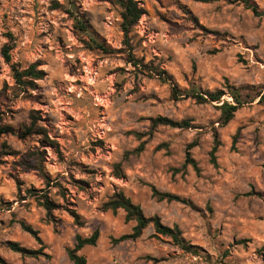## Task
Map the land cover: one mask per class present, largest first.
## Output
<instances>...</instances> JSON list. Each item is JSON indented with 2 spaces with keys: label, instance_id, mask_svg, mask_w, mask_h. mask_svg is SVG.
Here are the masks:
<instances>
[{
  "label": "rangeland",
  "instance_id": "374dc122",
  "mask_svg": "<svg viewBox=\"0 0 264 264\" xmlns=\"http://www.w3.org/2000/svg\"><path fill=\"white\" fill-rule=\"evenodd\" d=\"M138 1L146 14L131 34L133 54L137 58L155 62L183 88L191 85L188 72L195 76L203 68L213 85L217 79L223 82L215 89L205 87L207 82L201 76L199 88L203 91L225 89L227 85L252 87L254 94L264 91V69L255 72L248 69L249 63L254 68L264 66V56L260 55V41L264 37L252 36L254 42L251 44L243 39L229 44L224 34L230 28L218 19L225 12V5H242L254 15L243 3L237 0ZM17 3L18 7L13 5L8 11H3L0 6V125H10L17 131L0 136V152L5 143L11 148L0 165V258L5 264H74L68 250L75 247L76 236L82 234H75L74 243L69 246L61 243L66 233L72 232V226L86 231L87 235L83 237L100 231L97 245L86 246L80 251L88 264H113L117 256L130 258V264H264V215L259 210L260 202L264 201V165L252 164V157L244 147V143L252 146L260 140V126H251L257 125L258 118L264 115V103L255 98L222 127L221 113L216 107L219 104H197L191 99L175 102L171 100L169 84L135 69L127 63L125 53L105 55L87 48L82 41L86 36L75 29V21L68 10L85 14L93 31L111 49L125 48L121 10L110 0H17ZM228 11L230 13L231 9ZM198 41L211 45L201 51L199 64L191 54L199 50ZM5 48H12V64L19 70L36 65L38 70L44 71L43 79L36 81L35 90L23 92L18 88L12 66L3 56ZM109 65L111 67H107ZM225 67L245 69L247 79L235 76L231 77L230 83V76L222 75L220 71ZM118 75H130L132 79L120 81L116 78ZM80 76L87 79L81 80ZM98 80L101 84L111 85L113 95L122 92L130 83L128 96L138 105L163 108L167 103L180 108L194 105L196 109L204 105L219 113L215 127L208 133L211 140L208 153L191 152L195 161L203 159L206 163L197 165L198 170L188 165L190 176L186 170L181 174L177 167H166L157 170L154 177L151 168L146 173L144 164H137L136 168L129 167L127 172L121 168L123 177L118 178L117 164L108 166L110 154L117 151L116 141L114 138L110 141L103 134L96 140H88L89 147L82 159L72 158V148L79 139L76 133L80 131L72 126L80 123L85 113L77 112L72 100L65 96H75L82 85L87 87L81 91V96L95 90ZM69 83L73 86L71 92L67 89ZM104 95L98 93L96 99L103 100ZM224 99L232 101L228 96ZM98 107L102 113L111 116L114 108L111 97ZM49 108L51 111H45ZM32 110L39 112L38 124L45 126L48 139L42 134L25 139L18 136L21 129L31 123ZM156 117L145 113L141 122H147L151 128V119ZM200 118L194 110L180 117L181 121L188 120L191 128L160 126L161 140L152 150L168 155V135H183L190 143L197 141L194 148L199 149L203 125L196 126V121ZM105 126H102V133H111L106 119ZM56 129L59 131L53 135ZM215 133L221 144L216 153V165L211 159ZM127 134L133 135V130L128 129ZM156 134L154 131L151 137L143 136L142 139L147 141ZM72 137L75 139H69ZM134 138L141 140L137 135ZM110 142L112 147L106 148ZM98 154L105 161L102 168L97 166L99 160L92 163ZM124 155L127 158L129 153ZM185 158L186 151L181 154L183 165ZM236 162L251 164L250 178L255 185H247L248 194L242 200L235 196L230 198L231 212L223 206L221 211L214 212L210 207L214 197L206 194L204 185L221 190L223 183L233 180ZM221 164L226 166L221 167ZM209 175H214L221 183L213 185L212 180H206ZM136 176L148 179L141 182L135 179ZM152 186L160 192L175 194L182 201H159L153 195ZM109 187L111 193L107 191ZM29 190H44L58 204L52 218H48ZM120 191L140 205L148 217L158 215L165 225H178L182 237L186 243L195 246V251L182 250L172 238L156 234L152 225L136 240L117 242L123 235L131 234L135 225L126 222L123 210L114 213L103 208L104 203ZM22 222L35 230L37 237L25 231ZM11 242L38 251L40 255L36 258L23 256L9 248Z\"/></svg>",
  "mask_w": 264,
  "mask_h": 264
},
{
  "label": "clouds",
  "instance_id": "9594fccd",
  "mask_svg": "<svg viewBox=\"0 0 264 264\" xmlns=\"http://www.w3.org/2000/svg\"><path fill=\"white\" fill-rule=\"evenodd\" d=\"M250 2L257 8V11L261 14L258 16L252 15V13L243 8V6L232 7L230 5H225V12L219 17V22L222 24H227L230 28L228 33L224 34V38L232 43H239L242 39L245 43H253L251 37L258 36L264 37V0H250ZM13 5L18 7L17 0H0V6H2L3 11H8L10 7ZM229 9H231L229 13ZM13 10H15L13 8ZM199 50L192 51V55L196 58L197 63H201V51L206 50L211 47L206 42L198 41ZM260 55L264 56V39L260 41ZM248 60L251 58L248 57ZM25 68L27 65L24 66ZM107 67H111L110 65ZM248 69L253 72L264 69V66H258L257 68L253 67L252 63H249ZM23 71V69H20ZM185 71H188L185 68ZM222 75L231 77L240 76L241 79H247L244 75L245 69L240 68L229 69L227 67L220 69ZM189 74V83L193 85V88H198L201 84L200 77L203 76L204 80L207 82L204 84L205 87H213L215 89L216 86H220L223 84L222 81L217 79L215 81V85H213L211 77L205 74L203 68L193 75L192 72H188ZM79 76V72L77 73ZM211 75H215L212 73ZM81 80H86V77L80 76ZM117 80L120 81H131L132 77L129 75L125 76H117ZM106 79V78H105ZM256 82V81H254ZM72 85L69 83L67 85V89L69 92L72 90ZM86 85H82L80 88L76 90L75 96H65V99H71L73 102V107L77 110V112L83 111L85 113V118L78 124L73 125L72 127L79 128L80 131L76 133L79 139L75 140V144L72 148V158L74 159H82L84 155V151L89 147L88 140H96L97 137L101 134L105 135L110 139V141L114 138L116 141L117 151L115 153L110 154L111 163L108 165L112 167L115 164H119L124 172H127L129 167L136 168L137 164H144V172H148L149 168L152 169L151 176H155L157 170H163L168 167H177L178 170L181 171V174L186 170L191 175V168H186L181 159V154L184 151H201L202 154L206 155L208 153V149L211 146V140L208 136L213 128L215 127V121L218 117L219 113L210 111L208 106L202 105L199 109H196L193 105L192 107H184L180 108L179 105L172 106L167 103L164 104L163 108L160 106L153 107L151 104H137L133 98L128 96V90L131 87V84L128 83L124 90L116 95H113L111 92V85L109 84H101L98 80V87L95 90H90L86 94L81 96V91L86 88ZM98 93L105 94L103 100H97L96 95ZM109 97H111L114 108L112 109L111 116L106 113H102L99 109V104L107 103ZM177 109H179V113H177ZM196 111L200 115V119L196 121V126L203 125V132L199 137V145L200 148L196 149L192 147L190 141H188L187 137L168 135L167 136V144H168V155H163L161 153L154 152L152 149L154 148L156 143H159L161 137L159 132L161 131L159 127L155 129L156 136L154 138H150L147 141L141 139L137 140L134 138L135 135H141L144 137H151L153 129L149 128L147 122H141V117L146 113L149 116H166L169 119L173 120L176 123H181V116H186L188 113L192 111ZM45 111H51V109H45ZM57 116L59 113H55ZM104 119H101V117ZM131 116V120L129 117ZM105 119L108 121V126L111 127V133L104 131L102 133V126H105ZM259 121H264V115H261L258 118L257 125H252L251 127L260 126V140L256 145L248 146L247 143H244V147L247 149V154L252 157V164H261L264 165V124H259ZM107 127V126H105ZM132 129L133 135H128L127 130ZM56 129L53 131V135L56 134ZM88 133H91L89 136ZM250 138V137H249ZM75 139V137L69 138ZM138 143H144L145 148L143 150L137 149ZM112 143L110 142L106 148H111ZM257 148L259 151H257ZM128 152L129 156L126 158L124 153ZM222 153V150H221ZM259 157V159H257ZM51 159V157L49 158ZM99 160L98 167L104 166V159L102 155L98 154L97 158L92 161L93 164L97 163ZM197 165L205 164V160H197L194 161ZM226 165L221 164V167H225ZM250 170L251 164L247 162H236L235 167L232 170L233 180L228 183L222 184V189L217 190L215 187L208 188L207 184L204 185V190L206 194L213 196L214 198L210 201V207L214 210V212L221 211L222 206L227 208L229 212L232 211L231 208V199L233 196L239 197L241 200L244 196L248 194L247 185L253 184L255 185V181L250 178ZM135 179L137 181L143 182V180H147L148 177L141 178L140 176H136ZM206 180H212L213 185L216 183H221L218 181L214 175L206 176ZM109 193H111L112 188L109 187L107 189ZM217 201L219 203H217ZM208 202V201H206ZM260 214L264 215V201L259 204ZM91 211V210H90ZM211 220V216L209 217ZM72 232L66 233L63 241L65 246H69L74 243L73 236L75 234L87 235L86 231H82L75 226H72ZM8 229H5L7 232ZM7 238V237H5ZM227 238V237H226ZM159 255L160 253H155ZM113 264H130V258L117 256L115 260H113ZM139 264V262H138Z\"/></svg>",
  "mask_w": 264,
  "mask_h": 264
},
{
  "label": "trees",
  "instance_id": "16d2710c",
  "mask_svg": "<svg viewBox=\"0 0 264 264\" xmlns=\"http://www.w3.org/2000/svg\"><path fill=\"white\" fill-rule=\"evenodd\" d=\"M112 4L118 6L121 10V29L124 33V45L125 48L119 50L111 49L103 40L100 38L94 31L89 21L87 20L85 14L68 10L67 13L71 15L74 19L75 29L80 31L82 36H86V39H83V43L93 51H98L102 54L108 55L113 53H125L126 61L128 64H131L135 69L147 73V75L151 77H156L160 79L163 83L169 84L171 87V100L175 102H180L184 100H194L197 104H213L217 103L216 107L220 110V125L222 127L227 126L234 118L236 113L248 105L252 103L255 98H259L260 103H264V91H259L256 94L253 93L252 87H236L233 85H227L225 89H218L215 91H203L201 88H193L191 84L187 88L181 87L173 78L169 72L159 65H156L155 62H145L143 59L137 58L133 54V45L131 34L134 31L135 27L139 24L141 18L146 14V10L140 6V2L138 0H110ZM245 5V7L251 10L254 15L258 16L261 13L257 11V8L250 2V0H237ZM12 48H5L3 50V56L5 61L8 64H11L14 78L16 81V85L18 88L23 91H32L36 89V81L42 80L44 77V71L38 70L36 65H32L30 68L25 69L23 71L19 70V68L12 64V59L10 56V51ZM225 96H228L232 99L229 101L224 99ZM31 123L29 125L24 126L19 132L18 136L22 139H25L29 136L35 134H42L48 139V135L46 132L45 126L39 125L38 121L41 119L39 116V112L37 110L31 111ZM160 126H169L172 128L178 129H188L191 128V123L188 120H182L181 123H176L168 117L159 116L151 119V129H153L152 134L155 129ZM16 130L10 125H0V136L7 134H16ZM139 139H142L143 136L137 135ZM53 145H57L56 142L49 140ZM236 141V137H235ZM192 147L197 146V141L191 143ZM220 141L218 139L217 133H215V144L211 151V159L212 162L216 165V153L220 147ZM145 148V144L141 143L138 150H143ZM9 151H11L10 146L5 143L3 145V151L0 152V165L2 164V158L8 155ZM194 158L192 157L191 151H186V158L184 166L187 168L188 165H192L196 170H198V166L194 163ZM116 175L118 178L123 177V172L121 170V166L119 164L116 165ZM153 195L159 201H182L181 198L172 193L160 192L154 186H152ZM31 195L35 197V200L39 204V206L43 207L47 213L48 218L53 217V213L55 210L59 208L58 204L52 200V198L44 191V190H29ZM103 208L105 211L117 212L118 210H123L126 213V222L135 223L132 233L126 234L120 237L117 242H123L127 240H136L140 238L144 231L149 227L153 226L156 234L167 236L173 239L174 243L178 245L182 250L186 252H194L195 246H192L184 240L182 237V230L178 225L174 227H170L165 225L162 222L160 216L155 215L152 217H148L142 207L132 201L123 191L114 193L106 203H104ZM78 222V221H77ZM22 228L35 235L37 237V232L33 230L30 226H27L24 222L21 223ZM100 238V231L96 230L91 236L83 237L82 235L76 236V245L73 249L68 250V255L71 261L74 264H88L87 258L80 254V251L86 246H96L98 240ZM9 248L15 252L21 253L23 256L28 257H38L40 252L35 250H29L24 247H21L17 243H9ZM0 263L5 264V262L0 258Z\"/></svg>",
  "mask_w": 264,
  "mask_h": 264
}]
</instances>
